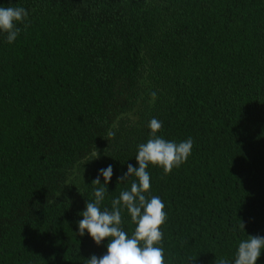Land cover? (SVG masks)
Here are the masks:
<instances>
[{"label": "trees", "instance_id": "obj_1", "mask_svg": "<svg viewBox=\"0 0 264 264\" xmlns=\"http://www.w3.org/2000/svg\"><path fill=\"white\" fill-rule=\"evenodd\" d=\"M0 6L28 12L15 42L0 32V264L106 254L109 240L79 235L80 213L108 165L111 210L153 118L166 140L194 142L171 173L148 168L165 264H234L239 241L264 237V0ZM122 227L131 236L126 209Z\"/></svg>", "mask_w": 264, "mask_h": 264}, {"label": "clouds", "instance_id": "obj_2", "mask_svg": "<svg viewBox=\"0 0 264 264\" xmlns=\"http://www.w3.org/2000/svg\"><path fill=\"white\" fill-rule=\"evenodd\" d=\"M28 12L20 6H0V32L6 34L7 42L16 41L21 29L18 24L24 23ZM27 27V25H25ZM155 98V94H153ZM151 136L146 143L138 145L135 157L138 167L128 164L127 172L118 177V185H128L120 191L119 197L112 200L111 210L101 208L108 193V184L113 177V167L100 169L98 176L92 181L94 202L86 203V210L80 213L83 217L78 221L79 235L89 234L97 246L109 240L107 253L97 257L92 255L86 264H165V253L162 247L163 232L168 217L165 204L159 196H146L151 189L149 166L160 167L165 174L179 168L191 155L193 140L169 141L158 135L162 122L153 118L149 122ZM108 136H114L112 131ZM104 183L101 184L100 177ZM122 209H126L131 217L134 230L129 234L122 227ZM239 227L244 230L242 220ZM264 253V237L247 236L238 242L234 264H257ZM216 264H229L225 258Z\"/></svg>", "mask_w": 264, "mask_h": 264}, {"label": "rangeland", "instance_id": "obj_3", "mask_svg": "<svg viewBox=\"0 0 264 264\" xmlns=\"http://www.w3.org/2000/svg\"><path fill=\"white\" fill-rule=\"evenodd\" d=\"M77 180V179H76Z\"/></svg>", "mask_w": 264, "mask_h": 264}]
</instances>
